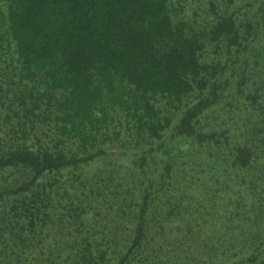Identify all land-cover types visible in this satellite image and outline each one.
Masks as SVG:
<instances>
[{
  "label": "trees",
  "instance_id": "trees-1",
  "mask_svg": "<svg viewBox=\"0 0 264 264\" xmlns=\"http://www.w3.org/2000/svg\"><path fill=\"white\" fill-rule=\"evenodd\" d=\"M240 1L194 30L176 0H0V264H257L250 222L229 249L203 226L264 200V0Z\"/></svg>",
  "mask_w": 264,
  "mask_h": 264
},
{
  "label": "rangeland",
  "instance_id": "rangeland-1",
  "mask_svg": "<svg viewBox=\"0 0 264 264\" xmlns=\"http://www.w3.org/2000/svg\"><path fill=\"white\" fill-rule=\"evenodd\" d=\"M218 4L220 5L221 8H230L234 10L236 13H240V10L245 9V6L247 2H241L240 0H216ZM210 0H176V6L179 11H181V14L185 17V19L189 22V24L193 27L194 30H199L201 29H207L210 24L213 22L214 18L210 17L209 14H212L210 12ZM210 58L213 60L214 56L212 51H214V48L211 47V45L208 48ZM210 59V60H211ZM232 71V69L230 70ZM233 97V96H232ZM227 101L229 102L230 99L227 97ZM231 103V102H230ZM230 107V106H229ZM123 120H125V117H123ZM213 120V119H212ZM216 122L214 123V126L217 127L222 119L215 120ZM204 125L206 126H211V123L209 120L204 119ZM121 127L126 129L125 124H122ZM214 128V127H213ZM216 185L213 183V186ZM216 189L213 187V190ZM258 193V191H257ZM213 194L217 197L218 199H225L229 203L228 197L230 195L224 194V192H214ZM224 194V197L222 198L221 196ZM260 194L258 193L256 195V198H260ZM224 201V200H223ZM226 201L223 203V207L221 208L224 210L227 208L229 205H226ZM258 204H251L250 207L246 205L245 202H241L243 206H234L231 205L229 208V215L227 217H221L224 219L223 224H218V226L215 229V225L217 221L219 220V215H221V212L218 215L212 214L210 217H206L207 221L204 223L203 226L207 228V231L205 233V236L207 237H213L214 235H223L222 239L218 236L214 238L213 242L219 243L221 247L224 249H229L232 248V243H231V238L234 234H239L241 231V227H243L245 222H250L251 227L247 228L244 232V236L246 237H252L254 238L255 241V246L261 247V254L258 256L257 259V264L260 263L261 259H264V200H258ZM211 209L206 210V212H210ZM247 215V216H245ZM241 218H243L242 221ZM214 219H217V221H213ZM245 219V220H244ZM108 224V222H106ZM121 222L117 224H113V228L118 230V233L121 234L119 237L122 235L126 234L124 232L125 225L121 224ZM201 224H199L200 226ZM243 237V238H246ZM242 238V239H243ZM218 246V244H217ZM252 249V248H251ZM254 250V249H252Z\"/></svg>",
  "mask_w": 264,
  "mask_h": 264
}]
</instances>
